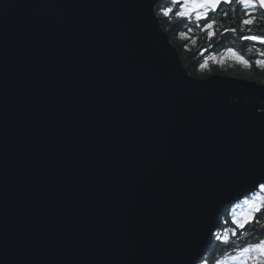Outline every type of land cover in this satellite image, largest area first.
<instances>
[{
	"label": "water",
	"instance_id": "water-1",
	"mask_svg": "<svg viewBox=\"0 0 264 264\" xmlns=\"http://www.w3.org/2000/svg\"><path fill=\"white\" fill-rule=\"evenodd\" d=\"M160 1L0 0V264H198L264 175V83L191 75Z\"/></svg>",
	"mask_w": 264,
	"mask_h": 264
},
{
	"label": "trees",
	"instance_id": "trees-1",
	"mask_svg": "<svg viewBox=\"0 0 264 264\" xmlns=\"http://www.w3.org/2000/svg\"><path fill=\"white\" fill-rule=\"evenodd\" d=\"M167 7H172L170 0H161L156 6L157 14L171 42L180 51L184 65L189 69L191 75L207 78L212 74H224L264 83V63H257V61L264 62V56L260 55L261 52H264V45L256 41L240 39L241 36L264 35V14L257 11L254 14V23L244 26L241 20L248 17L243 15L242 10H237V5L234 3L230 6L223 5L214 14L210 13V19L215 21L214 28L211 30L215 32V35L209 37V30L203 29L202 23L197 22L195 17L189 19L174 14L165 16L158 13ZM231 28H236L237 31H224ZM229 49L239 53L248 63L245 66L215 64L211 72L205 75L199 74L208 55H212V53L219 55ZM230 208L229 206L224 209L218 218L214 233L204 249L199 263H217L229 254L241 252L243 248L264 239V212H261L258 216V223L246 225L245 229L239 230L236 235H231L227 244L224 243L223 238L230 236L231 229L234 227L231 224Z\"/></svg>",
	"mask_w": 264,
	"mask_h": 264
},
{
	"label": "snow or ice",
	"instance_id": "snow-or-ice-1",
	"mask_svg": "<svg viewBox=\"0 0 264 264\" xmlns=\"http://www.w3.org/2000/svg\"><path fill=\"white\" fill-rule=\"evenodd\" d=\"M233 3L237 5V10H242L243 15L248 17L241 20L244 26H250L254 23V14L257 11L264 14V0H170L172 7L164 8L163 11L165 16L174 14L175 16L189 19L194 16L197 22L202 23L203 29L209 30L208 35L211 37L215 35V32L211 31L214 28L215 21L210 19V13L214 14L223 5L230 6ZM224 31L236 32L237 29L231 28ZM240 39L256 41L264 45V35H247L241 36ZM228 51L231 52L233 50L229 49ZM260 55L264 56V52H261ZM237 59L245 64L248 63L243 57H237ZM257 63L264 62L257 61ZM256 191H259L262 195H255ZM242 198L246 205V211L240 214V218H232L231 224L234 227L231 229V234L223 238L226 244L231 235H236L239 230L245 229L248 224L259 222L258 216L261 212H264V175L257 177L253 184V189L248 194L243 195ZM240 254H248V259L252 261V264H264V239H260L256 243L243 248ZM217 264H220V262H217ZM245 264H247V261H245Z\"/></svg>",
	"mask_w": 264,
	"mask_h": 264
},
{
	"label": "rangeland",
	"instance_id": "rangeland-1",
	"mask_svg": "<svg viewBox=\"0 0 264 264\" xmlns=\"http://www.w3.org/2000/svg\"><path fill=\"white\" fill-rule=\"evenodd\" d=\"M163 10L158 11V13L161 15H164ZM207 53H209V51H207ZM237 57H241V56L239 53L235 51L230 52L228 50H225L223 53L219 55H215L212 53V55L207 56L206 62L204 63L203 66H201L199 70V74L205 75L208 72H211L215 64H218L221 66H233L236 64H240V65L245 66L246 64L238 60ZM255 195H262V193L257 191ZM230 207L231 208H230L229 213L232 218L233 217L240 218V214L246 211V205L244 203V199L238 201L237 203L232 204ZM245 261H247V264H252V261L248 259V254L241 255L240 252H238V253L229 254L225 258L221 259L219 262L220 264H245ZM198 264H212V263L202 262ZM214 264H217V263H214Z\"/></svg>",
	"mask_w": 264,
	"mask_h": 264
}]
</instances>
